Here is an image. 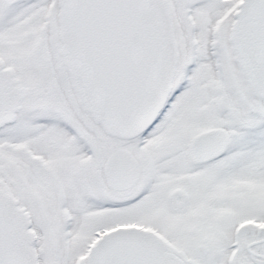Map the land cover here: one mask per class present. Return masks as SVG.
Wrapping results in <instances>:
<instances>
[{
    "label": "snow or ice",
    "instance_id": "snow-or-ice-1",
    "mask_svg": "<svg viewBox=\"0 0 264 264\" xmlns=\"http://www.w3.org/2000/svg\"><path fill=\"white\" fill-rule=\"evenodd\" d=\"M0 264H264V0H0Z\"/></svg>",
    "mask_w": 264,
    "mask_h": 264
}]
</instances>
